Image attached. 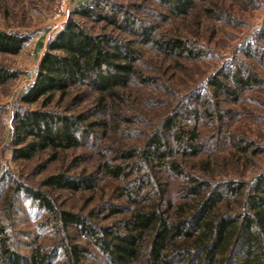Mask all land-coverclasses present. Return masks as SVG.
<instances>
[{
	"label": "trees",
	"instance_id": "trees-1",
	"mask_svg": "<svg viewBox=\"0 0 264 264\" xmlns=\"http://www.w3.org/2000/svg\"><path fill=\"white\" fill-rule=\"evenodd\" d=\"M156 1L176 17L186 16L195 3ZM105 14L99 4L75 13L80 19L110 20ZM114 15L113 24L133 39L93 34L71 17L46 45L33 82L19 97L20 104L37 107L21 106L14 113L15 160L41 154L57 160L83 148L96 159L88 152L74 157L64 171L42 182L48 190L17 183V192L47 215L43 226L59 239L51 247L33 241L24 254L12 223L1 220L0 264H264V171L250 182H213L187 165L189 158L223 147L231 109L221 105L237 102L255 85L253 74L240 68L214 76L209 85L220 100L218 107L190 95L153 124L138 114L128 94L134 87L166 89L159 77L144 73L139 45L172 59H192L196 50L184 38L158 35L154 23L130 12ZM27 41L20 33L0 29V54L18 55ZM17 77L16 71L0 66V87ZM150 101L154 106L161 102ZM125 107L133 113L123 112ZM202 123L213 125L212 135L203 132ZM134 124H146L149 131ZM110 132L144 139L130 147L105 145ZM76 162L87 166L73 173L70 167ZM107 182L113 186L110 201L87 213L59 207L52 195L89 192Z\"/></svg>",
	"mask_w": 264,
	"mask_h": 264
},
{
	"label": "rangeland",
	"instance_id": "rangeland-1",
	"mask_svg": "<svg viewBox=\"0 0 264 264\" xmlns=\"http://www.w3.org/2000/svg\"><path fill=\"white\" fill-rule=\"evenodd\" d=\"M97 4L110 20L80 19L75 15L77 10ZM125 11L139 21L154 23L158 35L184 38L196 50L192 59H172L149 46L139 45L144 73L159 77L166 89L134 87L129 90L138 114L153 124L159 123L177 103L188 102L190 95H200L218 107L220 100L213 94L209 80L241 68L246 74H253L256 84L246 89L237 102L221 105V109H231L221 136L223 147L216 146L212 154L189 158L187 165L190 172L213 182H250L264 171V0H195L188 14L181 17L167 13L156 0H0V29L28 38L20 54H0V66L18 73L15 80L0 87V221L12 223L14 238L20 244L18 249L24 254L30 251L33 241L51 247L59 238L50 227L43 226L47 215L22 192H17V183L48 190L42 186L48 176L64 171L74 162V157L85 152L93 157L95 154L83 148L63 153L57 160L50 154H41L29 161L15 160L11 144L14 113L21 106L37 107L20 104L19 97L33 82L46 45L71 17L80 19L93 34L110 33L130 40L133 37L112 22L117 18L114 13L118 12L121 17ZM152 99L161 102L158 106L150 105ZM52 108L59 109L57 105ZM123 112L133 113L128 107ZM202 125L203 132L212 135L213 125ZM134 127L149 131L146 124ZM142 139L144 136L123 138L110 132L104 143L130 147L140 145ZM242 147L246 150H241ZM84 166H87L84 162H76L70 169L76 173ZM112 189V184L107 182L89 192L57 191L52 195L59 207L87 213L93 206L110 201Z\"/></svg>",
	"mask_w": 264,
	"mask_h": 264
},
{
	"label": "built area",
	"instance_id": "built-area-1",
	"mask_svg": "<svg viewBox=\"0 0 264 264\" xmlns=\"http://www.w3.org/2000/svg\"><path fill=\"white\" fill-rule=\"evenodd\" d=\"M64 4L62 3V6H63Z\"/></svg>",
	"mask_w": 264,
	"mask_h": 264
}]
</instances>
